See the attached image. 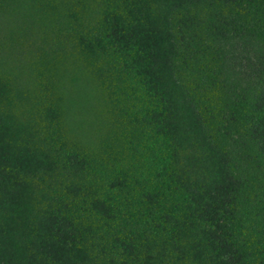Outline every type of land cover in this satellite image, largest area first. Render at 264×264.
<instances>
[{
	"label": "trees",
	"instance_id": "obj_1",
	"mask_svg": "<svg viewBox=\"0 0 264 264\" xmlns=\"http://www.w3.org/2000/svg\"><path fill=\"white\" fill-rule=\"evenodd\" d=\"M0 264H264V0H0Z\"/></svg>",
	"mask_w": 264,
	"mask_h": 264
}]
</instances>
